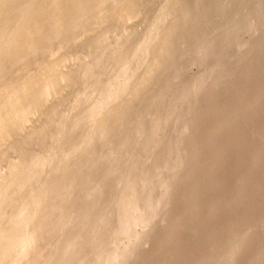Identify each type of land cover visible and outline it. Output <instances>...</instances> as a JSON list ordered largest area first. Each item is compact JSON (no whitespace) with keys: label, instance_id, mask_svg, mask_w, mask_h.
I'll list each match as a JSON object with an SVG mask.
<instances>
[{"label":"bare ground","instance_id":"bare-ground-1","mask_svg":"<svg viewBox=\"0 0 264 264\" xmlns=\"http://www.w3.org/2000/svg\"><path fill=\"white\" fill-rule=\"evenodd\" d=\"M0 264H264V0H0Z\"/></svg>","mask_w":264,"mask_h":264},{"label":"rangeland","instance_id":"rangeland-1","mask_svg":"<svg viewBox=\"0 0 264 264\" xmlns=\"http://www.w3.org/2000/svg\"><path fill=\"white\" fill-rule=\"evenodd\" d=\"M163 46H165V45H163ZM162 49H164V48H162ZM190 71H192V69H190Z\"/></svg>","mask_w":264,"mask_h":264}]
</instances>
